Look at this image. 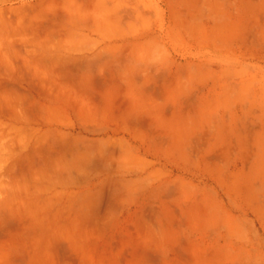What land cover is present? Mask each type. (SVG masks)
<instances>
[{"label":"crops","instance_id":"1","mask_svg":"<svg viewBox=\"0 0 264 264\" xmlns=\"http://www.w3.org/2000/svg\"><path fill=\"white\" fill-rule=\"evenodd\" d=\"M156 10L0 0V91L17 108L0 166V264H141L142 225L149 235L203 218L234 199L228 186L252 185L244 172L224 177L253 169L250 152L228 163L216 137L205 147L202 117L186 114L234 95V70L220 51L205 58L185 37L157 34ZM161 248L152 264H187Z\"/></svg>","mask_w":264,"mask_h":264},{"label":"rangeland","instance_id":"2","mask_svg":"<svg viewBox=\"0 0 264 264\" xmlns=\"http://www.w3.org/2000/svg\"><path fill=\"white\" fill-rule=\"evenodd\" d=\"M151 1L157 4V34L185 37L189 50L199 49L205 58L220 51L221 67L234 70V95L215 101L205 98L202 107L189 106L186 114L202 117L205 147L212 145L214 136L218 141L215 145L231 155L228 163L240 158L237 152L246 150L254 167L224 172L232 183L236 182L234 173L244 172L242 176L252 185L228 186L234 199L214 204V213L206 211L203 218L166 224L162 221L151 229L156 234L144 235L149 229L142 225L141 251L136 255H140L141 264H152V248H158V254H162L158 258L163 260L161 247L169 245L174 250L173 259L187 264H264V172H257L264 148V0ZM209 60L205 59V66L210 65ZM221 77L229 76L222 73ZM7 93L0 91V166L5 161V134L17 124L12 120L17 108L5 101ZM184 111L174 110L173 114ZM4 176L0 170V178ZM181 247L186 252L178 254L175 249Z\"/></svg>","mask_w":264,"mask_h":264},{"label":"bare ground","instance_id":"3","mask_svg":"<svg viewBox=\"0 0 264 264\" xmlns=\"http://www.w3.org/2000/svg\"><path fill=\"white\" fill-rule=\"evenodd\" d=\"M5 55H7V53H6ZM3 163H4V162H3Z\"/></svg>","mask_w":264,"mask_h":264}]
</instances>
